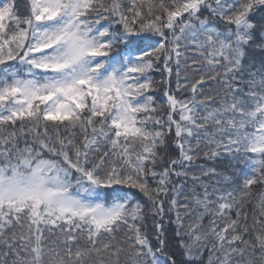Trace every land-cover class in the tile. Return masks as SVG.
Instances as JSON below:
<instances>
[{
    "label": "snow or ice",
    "instance_id": "snow-or-ice-1",
    "mask_svg": "<svg viewBox=\"0 0 264 264\" xmlns=\"http://www.w3.org/2000/svg\"><path fill=\"white\" fill-rule=\"evenodd\" d=\"M0 264H264V0H0Z\"/></svg>",
    "mask_w": 264,
    "mask_h": 264
},
{
    "label": "trees",
    "instance_id": "trees-1",
    "mask_svg": "<svg viewBox=\"0 0 264 264\" xmlns=\"http://www.w3.org/2000/svg\"><path fill=\"white\" fill-rule=\"evenodd\" d=\"M200 163H204L203 158H201ZM157 219H159V218H157ZM147 224H148V227H149V231H151L152 230V224H153V221H152L151 218H149L147 220ZM163 227L165 229V237H166V239L169 242H174V241H172V235H173L172 226L169 224L167 217L164 218Z\"/></svg>",
    "mask_w": 264,
    "mask_h": 264
}]
</instances>
